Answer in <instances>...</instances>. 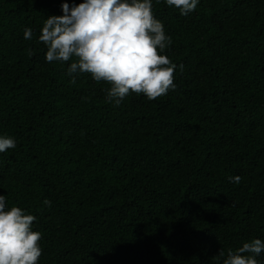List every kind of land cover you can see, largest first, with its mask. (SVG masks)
<instances>
[{
  "label": "trees",
  "instance_id": "trees-1",
  "mask_svg": "<svg viewBox=\"0 0 264 264\" xmlns=\"http://www.w3.org/2000/svg\"><path fill=\"white\" fill-rule=\"evenodd\" d=\"M83 2L0 0V136L16 141L0 195L36 217L38 264H222L220 248L264 240V0H199L187 16L152 0L176 89L119 106L38 42Z\"/></svg>",
  "mask_w": 264,
  "mask_h": 264
},
{
  "label": "clouds",
  "instance_id": "clouds-1",
  "mask_svg": "<svg viewBox=\"0 0 264 264\" xmlns=\"http://www.w3.org/2000/svg\"><path fill=\"white\" fill-rule=\"evenodd\" d=\"M159 2V0H158ZM187 16L199 0H165ZM62 16H50L43 22L38 42L46 46L47 62L73 61L67 74L76 83V74L110 85L105 100L120 103L130 94H143L156 100L174 91L177 65L161 55L172 43L163 23L156 19L152 0H84L79 5L62 4ZM32 38V29H24V39ZM31 56L30 49L26 50ZM183 65L179 66L181 72ZM16 141L0 136V153L14 149ZM239 183L241 177H229ZM51 207L47 199L43 202ZM36 217L18 206L8 207L0 195V264H38L42 255V233L33 230ZM264 240L252 239L233 250L220 248L212 259L222 264H260Z\"/></svg>",
  "mask_w": 264,
  "mask_h": 264
}]
</instances>
